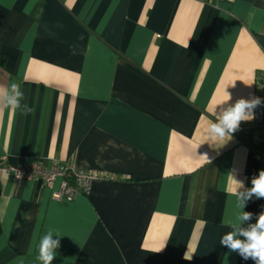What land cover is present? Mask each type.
<instances>
[{"label":"crops","instance_id":"obj_1","mask_svg":"<svg viewBox=\"0 0 264 264\" xmlns=\"http://www.w3.org/2000/svg\"><path fill=\"white\" fill-rule=\"evenodd\" d=\"M264 79V0H0V264H255L220 244L234 179L264 170V125L207 127ZM226 93L231 99L222 103ZM63 162L93 178L58 202L9 167ZM252 223L264 212L253 196Z\"/></svg>","mask_w":264,"mask_h":264},{"label":"clouds","instance_id":"obj_2","mask_svg":"<svg viewBox=\"0 0 264 264\" xmlns=\"http://www.w3.org/2000/svg\"><path fill=\"white\" fill-rule=\"evenodd\" d=\"M24 94L16 82H12L7 89L0 87V108L12 110L21 109L25 114L31 111L26 104H23ZM231 99L226 93L222 103ZM261 101L239 99L234 105L227 107L211 122L206 131L208 137L213 141H222V145L231 139V134L238 128L239 123L252 118L251 110ZM251 188H245L243 182L234 179L232 194L237 197L241 214L237 217L236 223L229 222L227 227L231 231L222 235L220 244L231 252H237L244 260L252 259L255 264H264V212H261L255 223H252L253 214L243 211L246 202L253 196L264 198V170L258 176L253 177ZM59 234L52 231L41 237L38 244V255L36 257L40 264H52L60 247Z\"/></svg>","mask_w":264,"mask_h":264},{"label":"built area","instance_id":"obj_3","mask_svg":"<svg viewBox=\"0 0 264 264\" xmlns=\"http://www.w3.org/2000/svg\"><path fill=\"white\" fill-rule=\"evenodd\" d=\"M257 89L259 91L257 98L261 103L253 110V122L264 125V79H260ZM9 169L15 177H24L28 180L39 179L46 185L53 184L59 177L58 185L51 193L52 199L58 202L70 201L78 193L87 192L93 178L89 171L76 170L63 162H54L49 167H45L40 161H34L26 165L9 167Z\"/></svg>","mask_w":264,"mask_h":264}]
</instances>
